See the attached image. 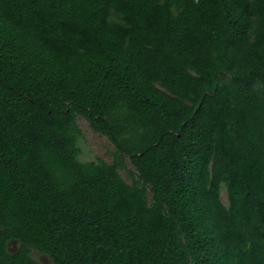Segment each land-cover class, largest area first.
Segmentation results:
<instances>
[{
    "label": "trees",
    "instance_id": "1",
    "mask_svg": "<svg viewBox=\"0 0 264 264\" xmlns=\"http://www.w3.org/2000/svg\"><path fill=\"white\" fill-rule=\"evenodd\" d=\"M33 249L264 264V0H0V264Z\"/></svg>",
    "mask_w": 264,
    "mask_h": 264
},
{
    "label": "rangeland",
    "instance_id": "2",
    "mask_svg": "<svg viewBox=\"0 0 264 264\" xmlns=\"http://www.w3.org/2000/svg\"><path fill=\"white\" fill-rule=\"evenodd\" d=\"M77 122L82 130V137L79 139V145L82 149L80 158L82 160H96L97 158H102L107 162H111L115 154L114 145L107 139L105 135L94 131L90 127L88 121L85 118L78 116ZM122 161L124 163V168L120 169V174L126 182L131 184L132 178L130 172H134V167L131 164L128 157H123ZM150 195H151L150 192H148V197H150ZM221 198L223 201H225V192L223 190L221 193ZM9 243L10 244L8 245V249L10 251L16 249V248L12 249L10 247L12 246L15 247L17 242L16 244L14 242L13 243L9 242ZM33 256L36 260H38L39 255L37 253H34ZM41 264H45V263L41 261ZM47 264H53V263L51 260L49 261L48 259Z\"/></svg>",
    "mask_w": 264,
    "mask_h": 264
},
{
    "label": "flooded vegetation",
    "instance_id": "3",
    "mask_svg": "<svg viewBox=\"0 0 264 264\" xmlns=\"http://www.w3.org/2000/svg\"><path fill=\"white\" fill-rule=\"evenodd\" d=\"M11 243H13V242H11ZM15 244H16V241L14 242ZM10 243L8 242V245H9ZM14 244V245H15ZM8 245H7V247H8ZM17 247H18V243L16 244V246L14 247V246H12V247H10V248H16L17 249ZM16 249H14V250H11V251H15ZM10 251V250H9ZM34 253H37L38 255H39V257H38V260H36L35 258H34V256H33V254ZM29 255L34 259V260H36L39 264H41V261L42 262H44L45 264H47L48 263V259H49V261L51 260L50 258H48L47 257V255H43V253H40L39 251H37V250H31L30 252H29ZM52 261V260H51ZM53 263V262H52Z\"/></svg>",
    "mask_w": 264,
    "mask_h": 264
},
{
    "label": "water",
    "instance_id": "4",
    "mask_svg": "<svg viewBox=\"0 0 264 264\" xmlns=\"http://www.w3.org/2000/svg\"><path fill=\"white\" fill-rule=\"evenodd\" d=\"M9 242H15V240H10ZM9 250V249H8Z\"/></svg>",
    "mask_w": 264,
    "mask_h": 264
}]
</instances>
